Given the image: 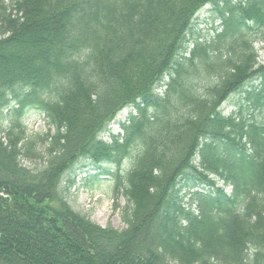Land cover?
<instances>
[{"label": "trees", "instance_id": "16d2710c", "mask_svg": "<svg viewBox=\"0 0 264 264\" xmlns=\"http://www.w3.org/2000/svg\"><path fill=\"white\" fill-rule=\"evenodd\" d=\"M207 2L222 30L189 53ZM0 37V112L14 114L9 129L0 122V264H264V0H0ZM255 76L257 121L243 105L219 111ZM128 103L123 141L99 140ZM27 108L47 116L46 133H27ZM39 145L44 164L25 165ZM81 156L131 159L116 176L125 229L70 205L63 176ZM195 175L216 189L187 204L178 184Z\"/></svg>", "mask_w": 264, "mask_h": 264}, {"label": "rangeland", "instance_id": "374dc122", "mask_svg": "<svg viewBox=\"0 0 264 264\" xmlns=\"http://www.w3.org/2000/svg\"><path fill=\"white\" fill-rule=\"evenodd\" d=\"M7 1V0H6ZM213 8L210 5H205L201 10H199L192 21V30L194 32L193 35H190L188 42V49H192L195 43V38L200 34L205 35L208 29L211 27L210 21L214 15ZM214 33L208 35V37H212ZM1 38V37H0ZM259 47V44H256ZM258 86L260 85V80L255 82ZM250 86L247 83L244 89ZM244 105V113L247 116H258V110L254 109L250 105L246 104V97L244 90H240L234 94H232L229 99L223 104L224 112L227 114L231 112L233 109H237L239 105ZM118 110L116 113H112L108 117L109 124L103 129H107L105 132L100 135V138L108 139L109 131H119L120 124L125 122L128 119V116L131 112L130 107L127 105H121L117 107ZM5 115L8 117L7 111H4ZM121 122V123H120ZM24 124L26 125L28 132L31 135H35L36 133H41L46 131L47 124L45 125V121L40 118V114L34 110H27L25 112ZM4 127H9V120L4 121ZM41 147V145H39ZM43 151V148H39L36 153V157L26 158L25 164L30 167H36L37 165H41L44 162L43 154L40 152ZM41 155V156H40ZM131 156V155H130ZM80 158V157H79ZM129 162L125 161L124 165L127 166ZM86 162L82 159L77 160L71 169L68 172V175L77 181L76 185L70 190L69 201L71 206L79 212L88 213L92 220H94L97 224L106 227L112 226L116 229L123 230L127 227L126 222L123 218L124 210L129 208V205L121 192L118 190H113L112 180L107 179V181L87 186L86 183H90L89 180H85L86 174ZM89 168V167H88ZM70 173V174H69ZM82 179V180H81ZM194 180H182L180 183L181 186V195L184 197L185 202L190 200L189 193L196 189L194 187ZM220 185L223 184V181L219 182ZM113 185V186H112ZM226 191H230V187H226ZM222 264V263H217Z\"/></svg>", "mask_w": 264, "mask_h": 264}]
</instances>
